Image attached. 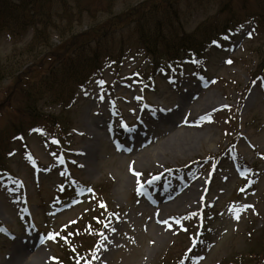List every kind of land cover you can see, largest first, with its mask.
<instances>
[{
    "label": "rangeland",
    "instance_id": "obj_1",
    "mask_svg": "<svg viewBox=\"0 0 264 264\" xmlns=\"http://www.w3.org/2000/svg\"><path fill=\"white\" fill-rule=\"evenodd\" d=\"M73 1L52 11L57 26L33 52L28 47L34 28L0 33V66L9 73L0 78V133L8 146L7 172L0 174V264L10 261L15 248L29 246L16 247L27 233L37 235L43 264H264V0H170L172 26L187 33L216 15L223 21L233 14V33L203 51L199 64L180 55L177 67L152 70L150 57L134 44V23L107 34L100 39L99 71L83 89L72 88L65 107L51 93L37 100L36 108L46 114L62 113L61 126L44 120L13 137L10 127L20 116L26 124L35 121L9 102L21 85L33 87L75 35L146 0ZM161 5L155 7L164 17ZM27 72L29 85L22 81ZM258 73L262 78L255 80ZM208 96L215 107L189 113ZM157 115L164 117L161 124ZM168 120L179 124L170 131ZM91 122L103 124L94 139L86 129ZM136 129L142 138L133 143ZM180 130L212 139L188 142L194 145L186 149H194L191 154L165 157L160 167L139 165L137 181L122 182L127 167L139 161L137 149L152 150ZM153 179L162 184L152 188ZM196 182L203 189L194 208L161 214L169 221V236L156 246L149 226L155 208L137 189L146 186L155 197L158 189ZM88 224L97 230L103 225V238L95 247V238L86 237L79 248V226L88 231Z\"/></svg>",
    "mask_w": 264,
    "mask_h": 264
},
{
    "label": "trees",
    "instance_id": "obj_2",
    "mask_svg": "<svg viewBox=\"0 0 264 264\" xmlns=\"http://www.w3.org/2000/svg\"><path fill=\"white\" fill-rule=\"evenodd\" d=\"M78 1L74 0L73 2L77 3ZM169 1L146 0L126 11L111 16L101 25L96 24L89 27L70 39V43H67L63 47L64 49L60 51L63 52L59 55L60 60H55L47 72L37 79L36 83H33L34 85L31 84L33 87H23L18 81L17 87L21 85V93H17L14 100L9 102H11V106H15L16 110L20 109L24 117L35 118V121L26 124L25 118L22 119L20 116L19 122L17 121V125H12L10 131L21 134L27 126H36L44 120L51 123L54 120L57 121V119L43 114L36 108L37 100L41 98V90L45 93H51L55 100L64 103L65 95L69 91L68 88L84 85L92 76V73L99 70L101 64L99 60L101 54L100 39L107 34L110 35L115 30H120L134 23V27L131 29L136 38L134 44L144 50L148 56H151L153 63H157L164 56L168 65H174L181 58L180 55H184V57L185 55L186 57L191 55L196 63L200 62L203 51L212 46L218 36L224 35L227 31L230 32L231 28L236 25L231 24L235 21L232 13H229L226 20L223 21H219L220 14L206 25L198 27L193 33L183 32L181 27L172 26L170 15L176 17V13ZM227 1L232 2L234 0ZM59 4L66 6L67 0H0V33L8 30L25 31L28 28H36L33 42L28 47L33 52L39 42H42L40 47L45 45L43 43L45 36H47L50 29L56 28L57 24L52 11L54 12ZM160 4H162L161 9L165 15L162 16L163 18L157 14L155 7ZM167 10L170 12L168 13ZM224 10H228V8L225 7ZM69 15L66 13V17H69ZM259 16V18L264 19L262 14H259ZM249 18L253 19L254 17ZM262 22L260 24H263ZM66 30H69V27H66ZM94 43H96V46H94ZM68 47L70 49L67 52ZM51 56L56 55L51 54ZM58 61H62L61 66L55 65ZM35 63H38L36 67L42 65L39 60ZM157 64L162 65V63ZM8 74L6 69L0 66V78L6 77ZM28 74L29 72L23 76L22 81ZM17 78L19 79V77ZM27 83L30 84L26 80ZM3 136H5V133L1 132L0 171L6 169L8 148Z\"/></svg>",
    "mask_w": 264,
    "mask_h": 264
},
{
    "label": "bare ground",
    "instance_id": "obj_3",
    "mask_svg": "<svg viewBox=\"0 0 264 264\" xmlns=\"http://www.w3.org/2000/svg\"><path fill=\"white\" fill-rule=\"evenodd\" d=\"M216 105L217 103H215L213 97L208 96L203 100V102L196 105L194 109L190 108L188 111L189 113L194 114L195 112H201L202 110L203 111L210 110ZM188 106L189 104L185 103V101H183V103L180 105L182 109H186ZM167 123L171 125L169 129L170 131H172L173 128H175V126L179 124V122L177 121L174 122V120H168ZM189 126L190 124L188 125V127ZM101 128H103V124L101 125V123L99 122H94V123L91 122L88 123V125L86 126V129L90 132L91 139H94L96 136H98V131ZM185 132L186 130H180L175 132L172 136L162 141L161 142L162 144L160 143L161 144L160 146L158 144L156 145V148L152 150L146 147L143 148L144 146H142L141 149H137L136 152L139 154L137 159H139V161L138 162L135 161L134 163L130 164L127 167V174L130 178L129 177L124 178L122 182H124L126 185L135 183L137 179L135 178L133 172L138 173L139 171H141L140 168H138L141 165L147 164V166L154 165L160 167L165 162V157H171V159L173 160H179L181 157L183 156L185 157L188 154H191L194 151V149L191 151L189 150V152L186 149L194 145L190 143L191 145L188 146L189 144L188 142L207 141L209 143L211 142L212 139L209 136V134L203 136L201 135V133H197L196 135L191 133L187 134ZM86 150L89 151L91 155L93 154L92 146L88 147ZM202 187H203L202 182H196L192 184L191 188L189 187L184 188L183 191L172 190L168 192L166 188H163L162 190H158L162 193H160V195L157 196L156 198L155 197L147 198L146 201L152 203L154 205L152 207L155 208L152 209L151 212L155 214L158 211L159 214L157 217H154L153 214L151 215L152 217L150 218L151 220L149 225V226H153L152 237L156 241V246L159 245V243L164 242L165 239L168 238L169 236V232H168L169 221L167 222V219L163 218L161 214L165 215L167 212L169 213V212L178 211L182 208H194L197 201L196 194L201 193ZM153 221L156 223V225L152 224ZM15 255L18 257H15ZM8 262H11L10 264H43L47 262V259L44 253L42 252L40 246L38 244H32L26 247L25 250L22 251L14 250L11 255V259ZM8 262L6 264H8Z\"/></svg>",
    "mask_w": 264,
    "mask_h": 264
},
{
    "label": "snow or ice",
    "instance_id": "obj_4",
    "mask_svg": "<svg viewBox=\"0 0 264 264\" xmlns=\"http://www.w3.org/2000/svg\"><path fill=\"white\" fill-rule=\"evenodd\" d=\"M227 62H228V63H232V61H230V60L227 61ZM125 127H127V126L125 125ZM133 174L136 175L137 177H139V175H140V173H137V172H133ZM100 206H101L102 208H103V207H106V205H103V204H101ZM236 218H237V219L239 218L238 213H237ZM98 222H99V221H98ZM105 227H107V225H105ZM112 231H115V229H112ZM52 238H54V237H52Z\"/></svg>",
    "mask_w": 264,
    "mask_h": 264
}]
</instances>
